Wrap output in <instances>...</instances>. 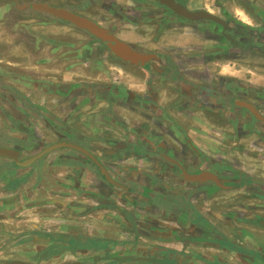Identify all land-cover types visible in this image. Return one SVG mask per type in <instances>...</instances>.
<instances>
[{
	"label": "crops",
	"instance_id": "0c3cea01",
	"mask_svg": "<svg viewBox=\"0 0 264 264\" xmlns=\"http://www.w3.org/2000/svg\"><path fill=\"white\" fill-rule=\"evenodd\" d=\"M213 1L36 2L92 22L125 48L114 54L87 30L47 17L44 33L43 26L31 30L50 53L71 60L64 70H46L56 76L51 83L39 66L41 43L25 32L26 10L2 6L0 148H18L24 162L70 143L96 157L106 174L65 147L18 179L8 171L10 189L14 180L27 187L31 176L42 184L32 196L40 197L45 224L61 222L68 235L93 241L123 264H264V59L230 49L213 23L184 15L218 18L221 6L247 20L229 1ZM22 40L37 48L22 52ZM16 50L27 64L12 61ZM47 94L52 99L43 101ZM203 173L218 183L192 180ZM237 175L246 184H233ZM92 203L117 231L64 223L75 206L89 219ZM59 214L65 217L54 218Z\"/></svg>",
	"mask_w": 264,
	"mask_h": 264
},
{
	"label": "rangeland",
	"instance_id": "374dc122",
	"mask_svg": "<svg viewBox=\"0 0 264 264\" xmlns=\"http://www.w3.org/2000/svg\"><path fill=\"white\" fill-rule=\"evenodd\" d=\"M17 3L22 2V5H31L36 4V2H45L47 4L61 5L66 0H16ZM223 2H230L235 6L243 9L244 7L248 9H264V0H220ZM215 2H219V0H214ZM220 3V2H219ZM10 4L15 10L14 4L8 2L6 0H0V16L2 15V9L4 5ZM26 11L22 12V19L26 22L27 30H25L26 34L29 36H33L37 38V41L41 43V47L43 50L42 56L44 60L39 64L43 68L45 82L52 81L54 78L56 80V76H50L47 74L46 70H51L56 68L58 70H64L68 67V64L71 63V60L62 59L59 54H55L58 52H49L47 49L48 46H51L47 43L45 38H41L40 32H34L31 30V27H44L40 31L43 33L46 31V26H44L45 21H49L47 16H43L41 14H37L35 10L32 8L25 9ZM15 19V18H14ZM43 22V23H42ZM39 29V28H37ZM24 32V33H25ZM32 41V40H31ZM18 46V45H16ZM22 52H30V48H34V44L30 41L25 42L22 40ZM37 48V47H35ZM25 50V51H24ZM41 50V49H40ZM16 58H12V61L20 64H27L26 60L19 59L18 56L21 55V52L16 50L15 52ZM28 55V54H27ZM255 63L260 64V62L253 61L251 66ZM261 67H263L261 65ZM264 68V67H263ZM54 69V71L56 70ZM264 73V70H262ZM26 77V76H25ZM24 76L22 78H25ZM60 80V78H57ZM45 85V84H44ZM30 98H34V94L29 92ZM39 98V95L36 96ZM43 101L52 99V95L47 94L43 95L41 98ZM12 150H16L19 153L21 152L18 148H10ZM19 156V155H18ZM19 160H22V155L18 157ZM10 163H14L12 160L8 158L0 157V169L5 172L0 171V264H5L6 262L19 260V261H27L33 263L40 264H58V263H67L80 261L83 264H111V259H109L106 255L98 250L97 246L92 245L87 240H80L81 236L77 235H68L66 231L61 229L62 227L66 229V226L59 222L55 226L53 224H45V220L40 219L41 213H37L40 210V205H38V198L34 195V191L42 190L41 183L38 181H34L33 176L30 177L27 187H24V182L19 180L16 182L14 180V185H11L10 189L7 178L8 171L13 177H22V174L25 173L27 169H30L33 163L27 165L25 167H19L15 165V169L11 170ZM35 167V166H33ZM32 172V170H30ZM29 171V172H30ZM34 174V173H33ZM18 179V178H17ZM16 179V180H17ZM37 182V183H36ZM12 183V184H13ZM47 184L46 182L43 185ZM44 188V187H43ZM1 190H5L6 192L1 193ZM28 190V191H27ZM29 192V193H28ZM44 192L46 189L44 188ZM36 193V192H35ZM29 195L32 197L30 198ZM45 196V193H44ZM80 196V195H79ZM78 196V197H79ZM48 197V196H47ZM109 197V193H108ZM50 199L52 197H49ZM5 199V200H4ZM45 206V205H44ZM48 206V205H47ZM92 208L90 209L91 216L89 219L81 220L79 218L82 217V212L85 210L78 208L75 206V217L72 218H64V223L69 224V227L73 225L77 229H81L83 225H86L91 229V231H117V227L114 223L110 221H105V219H100V217H104V214L97 211V206L94 203L91 204ZM50 213V212H49ZM40 214V215H39ZM42 216V215H41ZM48 216H51L48 214ZM58 217V218H57ZM65 217V215L59 214L54 218L61 219ZM109 217H113V214H110ZM55 219V221H56ZM53 225V226H52ZM58 227V229H57ZM49 231V232H48ZM48 234H47V233ZM45 233L50 236H44ZM106 233V232H105ZM111 236L113 233L110 234ZM92 247L96 248L93 249ZM104 247V246H103ZM92 248V250H89ZM115 264V263H112Z\"/></svg>",
	"mask_w": 264,
	"mask_h": 264
},
{
	"label": "water",
	"instance_id": "95a60500",
	"mask_svg": "<svg viewBox=\"0 0 264 264\" xmlns=\"http://www.w3.org/2000/svg\"><path fill=\"white\" fill-rule=\"evenodd\" d=\"M29 7L32 8L33 10L40 11L43 13H47V14L53 16L54 18L63 19L67 22H70V23L80 27V28L87 30L91 35H93L97 39L101 40L102 42L106 43L107 47L114 54H116L119 49H122V47L124 48V46L122 44H119L117 41L113 40V38H111L101 28L97 27L95 24H93L92 22H90L84 18L77 17V16H75L71 13H68L67 11L62 10V9L51 8L46 4H31L30 6L24 5V6L20 7V9L21 8L27 9ZM184 15L190 19H196L197 18V19H208V20L218 21L215 17H213V16H211L205 12H202V11L201 12H195V13H186L185 12ZM126 53H129V51ZM124 57H126V56H124ZM61 147L69 148V149L74 150L77 153L83 155L84 157L89 159L95 165V167H97V169L101 173H103V175L106 176L105 170L102 167L101 163L90 152H88L87 150H85L82 147H79L77 145L70 144V143H65V142H61L59 144L51 146L48 149L44 150L43 152L32 156L30 159H28L27 161H24V162L19 161V159H18L19 152L16 150H12V149L0 148V157L8 158V159L12 160L14 162V164L19 166V167H25V166L30 165L31 163L35 162L36 160L40 159L46 153L53 151L57 148H61ZM206 174H207V177H206ZM202 175H204V176H202ZM192 180L193 181H203V182L207 181V180H212L213 182L218 183L217 178L208 174V173H203V174H199L198 176H194L192 178ZM5 264H40V263L13 260V261L6 262ZM58 264H83V263L80 261H74V262L58 263Z\"/></svg>",
	"mask_w": 264,
	"mask_h": 264
},
{
	"label": "flooded vegetation",
	"instance_id": "af4514ba",
	"mask_svg": "<svg viewBox=\"0 0 264 264\" xmlns=\"http://www.w3.org/2000/svg\"><path fill=\"white\" fill-rule=\"evenodd\" d=\"M216 6H218L216 4ZM219 9L218 21L204 19L213 23L216 26V29L219 31L220 40H222L226 45L230 47V49H238L245 52H249V54L263 58L264 59V9H248L244 7L242 9L243 14L246 15L247 20H241L238 14L236 17L228 14L225 9L221 8V6L217 7ZM226 47V46H225ZM1 172H5L1 170ZM245 175L233 176L231 177V181L235 185L243 186L246 184ZM183 178V177H181ZM201 183V182H200ZM207 183V182H206ZM205 184V183H204ZM217 188L221 189L217 186ZM5 193V190H1V193ZM5 200V199H4ZM52 201L46 203L44 205L50 206ZM40 204V203H39ZM46 206L45 208H49ZM147 259V258H145ZM115 264H123L119 261H113ZM140 262V261H137Z\"/></svg>",
	"mask_w": 264,
	"mask_h": 264
},
{
	"label": "trees",
	"instance_id": "16d2710c",
	"mask_svg": "<svg viewBox=\"0 0 264 264\" xmlns=\"http://www.w3.org/2000/svg\"><path fill=\"white\" fill-rule=\"evenodd\" d=\"M11 2H12V3L14 4V6L17 7V8L23 6L21 1H20V3H17L16 0H11ZM43 14L46 15L47 17H49L50 19H51V18L54 19L53 16H51V15H49V14H47V13H43Z\"/></svg>",
	"mask_w": 264,
	"mask_h": 264
}]
</instances>
